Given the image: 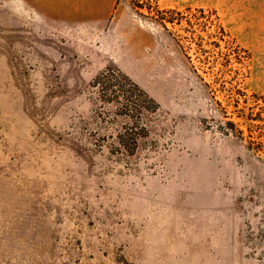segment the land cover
<instances>
[{
	"label": "rangeland",
	"instance_id": "rangeland-1",
	"mask_svg": "<svg viewBox=\"0 0 264 264\" xmlns=\"http://www.w3.org/2000/svg\"><path fill=\"white\" fill-rule=\"evenodd\" d=\"M141 1L0 0V264H264V0Z\"/></svg>",
	"mask_w": 264,
	"mask_h": 264
},
{
	"label": "trees",
	"instance_id": "trees-1",
	"mask_svg": "<svg viewBox=\"0 0 264 264\" xmlns=\"http://www.w3.org/2000/svg\"><path fill=\"white\" fill-rule=\"evenodd\" d=\"M151 0H143L141 1L140 3H138V7L142 8L144 6H146L148 8V11L150 12L151 10V4H150ZM155 11L157 12V18L160 20L161 23H164L166 21L168 22H173L174 21V18L171 16V13H173L172 10H159V9H155ZM164 15V16H162ZM220 30H222V32L224 31L223 30V27L220 26Z\"/></svg>",
	"mask_w": 264,
	"mask_h": 264
}]
</instances>
